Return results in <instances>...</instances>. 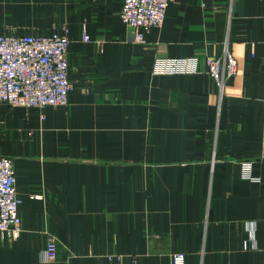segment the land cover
Masks as SVG:
<instances>
[{
	"label": "crops",
	"instance_id": "obj_1",
	"mask_svg": "<svg viewBox=\"0 0 264 264\" xmlns=\"http://www.w3.org/2000/svg\"><path fill=\"white\" fill-rule=\"evenodd\" d=\"M121 2L0 0V34L67 29L71 84L66 106L0 105L20 201L0 264H264V0H173L143 43ZM225 42L220 90L204 59ZM191 56L195 74L151 73Z\"/></svg>",
	"mask_w": 264,
	"mask_h": 264
},
{
	"label": "built area",
	"instance_id": "obj_2",
	"mask_svg": "<svg viewBox=\"0 0 264 264\" xmlns=\"http://www.w3.org/2000/svg\"><path fill=\"white\" fill-rule=\"evenodd\" d=\"M173 0H122L119 18L132 31V40L145 41L152 27H160L166 10ZM82 40L90 41L87 34ZM69 37L66 28L55 29L51 34H0V105L9 106H66L71 88L68 78L67 48ZM208 74L217 81L220 90L224 82L237 69V61L224 43L219 55H206ZM197 57H155L151 73L195 74ZM248 162L242 163V177L253 182L261 179L251 174ZM19 198L16 193L12 159L0 155V238L15 240L20 233ZM56 256V245L49 236L40 252L42 261ZM112 257V256H110ZM118 264L124 263L120 255ZM171 264H185V254L175 252Z\"/></svg>",
	"mask_w": 264,
	"mask_h": 264
}]
</instances>
